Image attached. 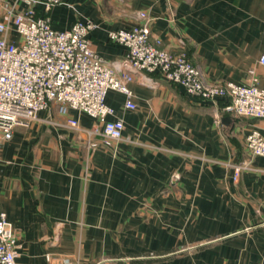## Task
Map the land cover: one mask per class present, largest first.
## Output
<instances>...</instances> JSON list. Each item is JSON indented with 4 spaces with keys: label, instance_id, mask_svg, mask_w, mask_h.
Instances as JSON below:
<instances>
[{
    "label": "crops",
    "instance_id": "crops-1",
    "mask_svg": "<svg viewBox=\"0 0 264 264\" xmlns=\"http://www.w3.org/2000/svg\"><path fill=\"white\" fill-rule=\"evenodd\" d=\"M12 7L25 5L0 0V21ZM140 12L151 37L184 51L206 82L244 84L252 71L264 86V0H66L49 16L60 30L94 22L93 49L120 73L125 48L107 34L143 22ZM132 74L135 108L122 93L105 96L123 122L111 146H88L93 118L54 108L16 126L1 146L0 208L17 263L264 264V157H250L244 140L253 128L264 138V119L225 113L227 98L191 96L159 72ZM246 160L234 179L233 166ZM236 239V249L224 246Z\"/></svg>",
    "mask_w": 264,
    "mask_h": 264
},
{
    "label": "built area",
    "instance_id": "built-area-1",
    "mask_svg": "<svg viewBox=\"0 0 264 264\" xmlns=\"http://www.w3.org/2000/svg\"><path fill=\"white\" fill-rule=\"evenodd\" d=\"M19 1L24 10L12 7L7 11L8 19L0 21V148L16 126L32 122L40 111L53 108L60 115L76 111L93 118L94 126L85 129L88 146H111L121 139L123 122L112 117L114 110L105 96L109 90L117 91L125 96L126 108H135L128 86L134 71L159 72L187 94L203 100L227 98L222 107L225 113L264 119V86L258 85L252 71L244 84L206 82L184 51L170 52L161 47L158 38L151 37L144 12L138 14L143 22L108 31V40L125 48L122 69L117 73V65L104 60L91 45L94 22L76 20L69 28H53L49 11L66 0ZM38 6L42 10L38 11ZM11 31L16 39L9 38ZM258 60L264 65V53ZM66 124L77 127L78 121L69 118ZM244 140L250 157H264V138L257 129H251ZM249 164L246 160L234 165L233 178L237 179ZM16 248V235L0 208V264H18ZM62 264L72 262L67 258Z\"/></svg>",
    "mask_w": 264,
    "mask_h": 264
},
{
    "label": "rangeland",
    "instance_id": "rangeland-1",
    "mask_svg": "<svg viewBox=\"0 0 264 264\" xmlns=\"http://www.w3.org/2000/svg\"><path fill=\"white\" fill-rule=\"evenodd\" d=\"M224 246H230L231 249L233 250V249H236V247L239 246V243H238V241L236 239L234 241H231L230 243H226ZM222 250H224V248L221 247L220 251H222ZM231 254H232V256H234V255H236L238 253L232 252ZM245 261H246L247 264H254V260L253 259H243V258H234V257H232V258L225 259L223 261L220 260V259L216 260L217 264H244Z\"/></svg>",
    "mask_w": 264,
    "mask_h": 264
},
{
    "label": "water",
    "instance_id": "water-1",
    "mask_svg": "<svg viewBox=\"0 0 264 264\" xmlns=\"http://www.w3.org/2000/svg\"><path fill=\"white\" fill-rule=\"evenodd\" d=\"M224 120H228V117H225Z\"/></svg>",
    "mask_w": 264,
    "mask_h": 264
}]
</instances>
